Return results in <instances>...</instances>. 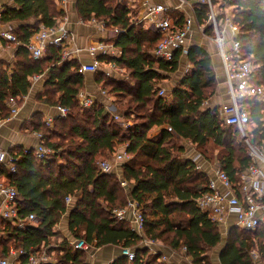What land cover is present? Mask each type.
<instances>
[{
  "label": "trees",
  "instance_id": "16d2710c",
  "mask_svg": "<svg viewBox=\"0 0 264 264\" xmlns=\"http://www.w3.org/2000/svg\"><path fill=\"white\" fill-rule=\"evenodd\" d=\"M57 1L15 0L0 14L2 22H24L15 30L19 42L15 61L0 63V119L10 115L7 99L15 97L18 103L32 85V76L39 73L46 74L41 101L68 110L66 116L54 117L51 128L40 113L33 122L42 133L43 128L51 134L54 128L61 130H57L56 138L63 139L62 153L61 144L48 140V133L41 141L47 138L44 143L54 150L51 157L39 160L31 149L11 152L18 156L17 170L7 173V177L17 189V206L23 214L34 213L35 219L20 228L0 218V231H6L0 236V256L8 254L12 245L36 255H56V262L43 264H90L85 251L75 249L72 241L58 240L55 228L68 210V230L73 239L94 247L116 245L134 250L133 259L120 255L110 264H175L163 260L162 252L153 253L141 245L143 239L161 241L179 252L183 248L191 264H212L211 252L221 243L222 235L217 223L196 205L197 197L208 189L210 177L196 168L178 139L187 140L205 157L208 146L219 149L215 160L233 183H237L250 158L248 151L236 143V128L224 123L218 106L204 107L217 84L210 54L201 46H190L187 57L191 69L175 87L160 95L163 79L178 67L180 50L174 51L169 61L155 58L152 50L160 35L140 38L130 21L131 9L122 1L87 0L78 9L81 18L93 17L105 21L108 28L123 29L114 39L122 49L121 56L108 58L124 66L128 74L116 77L101 68L94 72L96 83L117 100L124 98L121 114L128 126L123 128L113 114L102 113L98 100L89 108L81 106L78 94L85 80L76 58L62 59L61 48L54 45L47 46L41 57L30 56L26 47L30 36L40 24L53 26L63 15ZM212 2H220L221 16L226 8L230 9L239 27L241 54L253 65L252 82L264 88V0ZM193 4L198 21L206 22L207 5L197 1ZM167 15L173 30L181 27V12L171 9ZM206 31L212 33L207 22ZM257 97L243 99L241 104L253 123L249 125V138L260 145L264 143V103ZM157 126H161L158 134L150 136V130ZM119 144L125 145L130 156L121 164V178L99 168V157L114 152ZM66 196H71V202L77 198L87 205L70 203L68 208ZM130 201L137 203L144 216L142 234L113 213ZM257 228L231 227L219 254L220 263L256 264L250 255L252 249L264 259V223Z\"/></svg>",
  "mask_w": 264,
  "mask_h": 264
},
{
  "label": "built area",
  "instance_id": "2783aa9c",
  "mask_svg": "<svg viewBox=\"0 0 264 264\" xmlns=\"http://www.w3.org/2000/svg\"><path fill=\"white\" fill-rule=\"evenodd\" d=\"M121 1V0H120ZM200 2L207 5L206 22L212 26V33L206 31V22L201 23L198 21L193 2ZM60 4L64 7L67 0H59ZM178 4L175 6L170 5L168 0L152 1V0H139L136 9V15L130 16L132 26L139 24L140 21L146 19L150 23L155 35H160V40L157 43L153 54L155 58L169 61L172 59L173 53L180 50L181 54L186 53L188 46L186 38L191 32L197 29L204 36L209 38L217 46V53L221 60L224 82L226 85V94L220 103V115L222 120L227 125H233L244 137L247 145L250 163L240 172L237 183H233L228 175L220 168L218 162L209 161L201 152L196 151L190 156L199 170L203 169V163L207 162L210 166L208 189L200 194L196 199L197 207L205 212L212 221L218 224H225L226 217L233 214L234 225L247 230H253L258 225L264 223V143L260 145L254 144L249 139V124L250 118L247 110L241 104L243 99H249L264 93V88L253 84V65L245 59L241 54V41L237 38L239 27L233 22L230 9L225 11L223 16L220 15V10L216 3L212 0H177ZM190 8V12L184 14L181 27L176 30L172 29V19L167 15L171 9ZM1 14V8H0ZM90 21L97 24L101 30L108 31L109 38L96 40L92 42L87 48V52L91 61L89 63L80 62V72H95L100 68L109 72L118 71L123 72L125 67L119 65L114 60H109L108 57H120L122 49L115 44V36L123 29L115 26L108 28L103 20L90 18ZM226 31H229V37L226 36ZM2 37L6 40L18 42L16 36L9 32L4 31ZM72 42V34L66 25V17H62L53 26H44L41 24L38 30L31 35L26 47L32 58L41 57L46 51L47 46L54 45L61 48V58H76L73 56V51L69 49ZM229 42V46L227 44ZM79 48H75L77 52ZM102 56V58H100ZM43 74H34L32 82L38 80ZM100 94L105 95L106 91L101 86L99 89ZM159 94H165V89L160 88ZM80 103L83 107L89 108L95 101L93 94L80 93ZM207 100L204 102L207 104ZM10 108V115H14L18 109V103L15 97H9L6 101ZM68 113L67 108L61 105H56V116H66ZM9 115V116H10ZM113 117L120 121V114H113ZM54 115H48L45 119L47 125H51ZM122 127L128 126V122H120ZM38 137L42 139L43 133H37ZM193 146V145H192ZM33 153L36 158L43 160L49 158V149L40 141L34 148ZM115 160L125 161L130 156L125 151L116 152ZM16 159L18 156L10 153L7 150L0 149V169L3 168L6 175L7 173H15L17 170ZM114 162L110 159H104L99 162V168L103 172H109L113 167ZM205 171V170H204ZM122 181V185H125ZM219 185L223 188L220 189ZM17 189L12 185L11 181L0 177V218L7 223H11L20 228H24L32 224L35 219L34 213L23 214L17 206ZM65 201L69 203L71 196H66ZM131 210L125 208L114 209L113 213L117 219L128 220L131 228L138 234H142L144 230V216L138 210L137 203L134 201L128 204ZM127 211L129 215L127 216ZM145 246H151L153 241L143 239ZM88 244L84 240H75L73 247L75 249L86 250ZM153 250V249H152ZM156 253L157 251H152ZM122 255L128 257L129 260L134 258V250L131 248H122ZM252 259L256 262L259 261V253L252 249L250 251ZM48 259V255L43 252L36 255L32 251L26 249H10L9 253L0 256V264H43ZM163 260H167L165 255Z\"/></svg>",
  "mask_w": 264,
  "mask_h": 264
},
{
  "label": "crops",
  "instance_id": "0c3cea01",
  "mask_svg": "<svg viewBox=\"0 0 264 264\" xmlns=\"http://www.w3.org/2000/svg\"><path fill=\"white\" fill-rule=\"evenodd\" d=\"M121 1L126 7L131 9V12L128 13L129 15L130 14L131 16L132 14L136 15V12L138 11L136 7L139 0H121ZM152 1L161 2L164 0H152ZM86 2L87 0H67L66 5L63 7L58 0L57 7L63 10V15L59 18V20L63 16L66 17V25L72 34V42L70 43L69 49L73 51V56L76 57V59L79 62L89 63L91 59L86 48L95 40H102L109 38V34L108 31L99 29L97 24L90 21L89 19L85 20L80 17L78 13V9L82 7L84 4H86ZM168 2L172 6L178 4L177 0H168ZM14 3L15 0H0L1 11L6 6L13 5ZM176 10L181 12L183 15L190 12L189 7H185L183 9L177 8ZM226 10L229 9L226 8ZM22 24H24V22H17V21L2 22L0 20V63L15 61V52L17 46L19 45V42H13L3 38L2 33L4 31H9L16 36L15 30ZM133 28L139 34V37L143 39L155 35L153 29L151 28H149L150 34H147L146 31H142L141 29H139V24L134 25ZM226 36L229 37V31H226ZM186 44L188 46H192V45L201 46L210 54L212 60V66L216 74L217 84L214 94L207 99L208 102L207 104L204 103V107L218 106V108H220L221 100L226 94V85L224 82V72H223L221 60L217 53L216 44L214 43V41H211L209 38L204 36L201 32H199L195 28L191 32V34L186 38ZM227 44L229 46V42H227ZM77 47L79 48V50L75 52V48ZM153 51L154 50H152V52ZM102 67L104 68V66ZM191 67L192 64L188 60L187 52L182 53L179 58L177 69L173 72L171 71L167 75V77L163 79L161 83V88H164L165 92L171 90L179 83L181 78L186 74L187 71L191 69ZM108 73L116 77H123L128 74V70L125 69L123 72L110 70ZM42 74L43 76L40 77L38 80L32 82V85L30 86L28 92L19 99L18 109L16 114L10 115L4 119H0V149L7 150L10 153L11 152L17 153L20 152V150H26V149H31L32 151H34V148L41 141V138L38 137L37 135V133H41V131L36 130L33 124L34 120L36 119V115L40 113L42 115V119L44 120V122L48 115H54L55 117L56 105L48 104L46 102L41 101L40 99V98H44V91H45L44 81L46 78V74L45 73ZM83 74L85 80L84 88H82L78 94L79 101H80L79 98L80 93L93 94V96L95 97V101L98 100L99 104H101V111L103 114L109 112L110 109H113V111L110 110L113 112V113L111 112V114L114 113L118 114L117 112H115L116 108L112 104L114 101V96L112 95L110 97V94H108L106 90H105L106 91L105 95L100 94L99 89L101 85L94 81V72L87 71V72H83ZM110 106H112V108H110ZM160 129L161 126L153 127L149 132L150 136L157 135ZM178 141H180L183 145L186 146L187 148L186 153L189 156H191L195 152V150H193L192 148L193 147L192 144H189L187 140L178 139ZM121 151H125V145L120 146L119 144L115 147L113 155L110 158V160L114 162L110 172L115 173L120 178L122 176L121 164L123 163V161L117 162L115 160L114 155L116 152H121ZM203 169L209 172L210 166L207 162L203 163ZM0 177L3 178L4 180L7 179V175L3 168L0 169ZM219 187L221 190H223L221 185H219ZM76 199L77 198H75L76 201L75 205H77L78 207H85L87 205L86 202ZM70 203L71 201L68 203V205H70ZM68 208L70 207L68 206ZM126 210H131L129 205L126 207ZM126 215L127 216L129 215V211H127ZM234 219H235L234 215L229 214L226 217L225 224H218V228L221 232L222 239L223 237L225 238L224 236L225 234L227 238L231 227L235 226L233 223ZM68 221H69V212L67 210L66 213L62 215L60 222L58 223V225H56L55 230L59 232L58 240H61L62 238H67L73 243L75 239H73L72 235L68 230ZM2 234L5 235L6 231L4 230L3 233H1L0 231V236ZM141 243H142L141 245L145 246L143 240L141 241ZM155 243L157 244L155 245L152 243V245L155 246L156 249L155 251L162 252L163 255H165V257L167 258V260H170L175 264H191L190 259L185 255L183 248L179 252L170 249L168 246H166V244L163 245L164 243H162L161 241H157ZM225 243H226V239H225ZM224 245L221 244L219 248L218 246L215 247L218 248V250L216 256L212 258V264H221L219 260V254ZM14 248L15 247L11 245L8 249V253L10 249H14ZM149 248L152 250V246H149ZM215 248L213 249V251H215ZM121 249H122L121 247L116 245H104L101 247L88 246V248L84 251L86 253V259L90 264H110L118 256L122 255ZM212 255H214L213 252ZM48 259H49V255H48Z\"/></svg>",
  "mask_w": 264,
  "mask_h": 264
},
{
  "label": "rangeland",
  "instance_id": "374dc122",
  "mask_svg": "<svg viewBox=\"0 0 264 264\" xmlns=\"http://www.w3.org/2000/svg\"><path fill=\"white\" fill-rule=\"evenodd\" d=\"M217 5H220V2H218V3H216ZM133 15V14H132ZM130 16H131V14H130ZM134 17H135V15H134ZM149 26H150V23H149V21L148 20H146V19H144V20H142V21H140L139 22V29H141L142 31H146L147 32V34H150V32H149ZM96 41V40H95ZM94 41V42H95ZM109 94V93H108ZM112 96V94L110 95V97ZM257 98H260V100H262V103H264V93H261L260 95H258V97ZM124 98H121V99H119V100H117L115 97H114V101H113V105L115 106V108H116V111L115 112H117L118 114H120L121 115V120L120 121H118V120H116L115 118V121H118L119 123L120 122H122V121H125V119H124V117H122V114L120 113V112H122V104L124 103ZM101 105V104H100ZM110 108H112V106H110ZM110 110H112L113 111V109H110ZM109 110V112H107V113H109V114H111V112L112 111H110ZM113 113V112H112ZM112 115V114H111ZM130 120H132L131 118H130ZM47 125V124H46ZM250 126H252L253 125V123H250L249 124ZM53 126V124H51L50 125V128ZM43 134L44 133H48V140H51L52 142H55V141H57L58 140V142H59V144H61L62 142H63V139H57L56 138V134H57V130H58V132H61V130L59 129V128H54L53 129V132L54 133H50V131L48 132L47 130H45V128H43ZM236 131H237V137H236V143H239V146L241 147V148H243L245 151H248L247 150V145H246V141H245V139H244V137H242L241 136V134H240V132L236 129ZM250 140H251V138H249ZM46 140H47V138H46ZM46 140L45 141H43V143L45 142L46 143ZM44 143V145L46 146V144ZM120 146H123V144H120ZM46 148L47 149H49V156H50V154H52L53 152H54V150L50 147V146H46ZM65 148H64V146L61 144L60 145V149H59V153L61 152H63V150H64ZM218 151H219V149H217L215 146H208V149L206 150V156H207V158H208V160L209 161H215V158L217 157V154H218ZM112 155H113V152H111V153H109V154H105V155H103V156H100L99 157V161H101V160H104V159H110L111 157H112ZM51 157V156H50ZM59 158H61V157H59ZM60 161H61V159H59ZM63 160V159H62ZM63 162H65V160L63 161ZM126 186V185H125ZM122 193H123V191H121ZM74 203H75V198L73 199V201L71 202V205H74ZM71 205H69V207H71ZM122 208H125V207H122ZM120 209V208H119ZM256 230H258V232L259 231H261L262 230V226H260V227H258ZM238 231H239V229H238ZM225 236V238L223 237V239H222V241H221V243L218 245V248L220 247V245L222 244V245H224V243H225V239H226V234L224 235ZM157 242V241H156ZM159 243V242H158ZM153 244H157V243H155V241H153ZM161 244V243H160ZM163 245H165V244H163ZM152 246V249L155 251L156 249H155V246L154 245H151ZM167 246V245H166ZM218 248H215V251H213L212 250V252H213V254L214 255H212V252H211V259L212 258H214L215 256H216V254H217V250H218ZM151 250V249H150ZM153 250H151V251H153ZM48 260H50V262H56V260H57V258H56V255L55 254H50L49 255V259ZM256 263L257 264H264V259H261V260H259V261H256Z\"/></svg>",
  "mask_w": 264,
  "mask_h": 264
}]
</instances>
